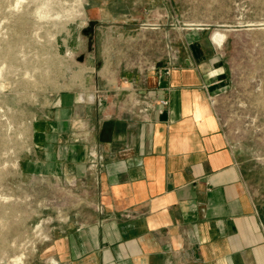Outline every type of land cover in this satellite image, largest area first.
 Returning a JSON list of instances; mask_svg holds the SVG:
<instances>
[{"label": "crops", "instance_id": "1", "mask_svg": "<svg viewBox=\"0 0 264 264\" xmlns=\"http://www.w3.org/2000/svg\"><path fill=\"white\" fill-rule=\"evenodd\" d=\"M105 11L93 24L125 25ZM201 30L178 38L173 62L120 54L102 67L115 81L99 72L60 95L38 166L78 206L39 264H264L260 179L222 129L227 64Z\"/></svg>", "mask_w": 264, "mask_h": 264}, {"label": "rangeland", "instance_id": "2", "mask_svg": "<svg viewBox=\"0 0 264 264\" xmlns=\"http://www.w3.org/2000/svg\"><path fill=\"white\" fill-rule=\"evenodd\" d=\"M98 8L125 25L93 24ZM196 28L215 46L213 37H225L217 112L264 194V0H0V264H39L78 206L38 166L36 136L60 95L99 72L115 81L102 67L120 54L173 62L178 38Z\"/></svg>", "mask_w": 264, "mask_h": 264}, {"label": "bare ground", "instance_id": "3", "mask_svg": "<svg viewBox=\"0 0 264 264\" xmlns=\"http://www.w3.org/2000/svg\"><path fill=\"white\" fill-rule=\"evenodd\" d=\"M18 1H19V0H18ZM20 3H21V2H20ZM20 3H19V4H20ZM16 5H17V4H16ZM39 15L42 16L43 13L40 12ZM224 38H225V37H224L223 34L218 33V34L215 36V41H216V43H217L218 45H221V43L223 42Z\"/></svg>", "mask_w": 264, "mask_h": 264}, {"label": "built area", "instance_id": "4", "mask_svg": "<svg viewBox=\"0 0 264 264\" xmlns=\"http://www.w3.org/2000/svg\"><path fill=\"white\" fill-rule=\"evenodd\" d=\"M162 103H163L164 105H168V101H163ZM149 108H150V107H149L148 105H144V108L142 109V112H146V111H148ZM98 159H99V161H101V157H99ZM93 165H94V166H97L96 163H94Z\"/></svg>", "mask_w": 264, "mask_h": 264}, {"label": "water", "instance_id": "5", "mask_svg": "<svg viewBox=\"0 0 264 264\" xmlns=\"http://www.w3.org/2000/svg\"><path fill=\"white\" fill-rule=\"evenodd\" d=\"M83 58V57H82Z\"/></svg>", "mask_w": 264, "mask_h": 264}]
</instances>
